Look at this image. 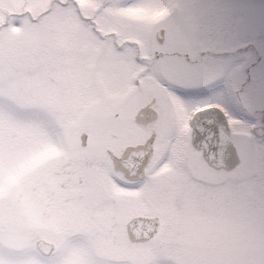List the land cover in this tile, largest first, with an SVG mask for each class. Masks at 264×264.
Segmentation results:
<instances>
[{
	"label": "snow or ice",
	"instance_id": "obj_1",
	"mask_svg": "<svg viewBox=\"0 0 264 264\" xmlns=\"http://www.w3.org/2000/svg\"><path fill=\"white\" fill-rule=\"evenodd\" d=\"M165 4L168 15L158 21L107 15ZM179 7L177 0H96L89 11L76 0H47L46 11L11 12L0 24V39L7 42L9 28H22L29 47L62 21L96 41L97 27L113 25L142 45L112 37V53L134 69L120 85L132 94L126 105L97 91L75 49H34L40 70L73 90L82 154L74 169L90 225L80 246L88 264H264V148L253 145L249 127L219 102H186L170 90L202 82L167 55L180 46L171 29L162 28ZM158 53L166 55L158 59ZM217 113L226 127H217ZM230 142L240 164L229 172ZM98 239L110 243L97 251Z\"/></svg>",
	"mask_w": 264,
	"mask_h": 264
},
{
	"label": "rangeland",
	"instance_id": "obj_2",
	"mask_svg": "<svg viewBox=\"0 0 264 264\" xmlns=\"http://www.w3.org/2000/svg\"><path fill=\"white\" fill-rule=\"evenodd\" d=\"M76 3L81 10L96 7V0ZM177 3L180 7L164 22L162 33L170 28L180 46L175 52L190 53L197 62L167 55L202 82L195 87L172 85L170 90L186 102H219L233 119L249 127L253 145L264 148V138L251 133L258 121L250 111L252 104L264 108V0ZM46 9L47 0H0V24L11 12L39 14ZM137 9L141 8L112 9L107 15L140 20L134 15ZM96 31L101 41L83 33L79 25L62 21L31 47L23 43L22 28H9L7 42L0 39V264H88L80 246V236L90 225L78 187L82 181L74 169L82 154L77 151L80 122L73 116V90L59 76L40 70L34 49H75L92 71L97 91L126 105L132 94L120 85L134 69L112 53V37L118 44L142 45L113 25ZM206 50L210 52L201 56ZM221 52L228 54L218 57ZM38 238L55 243L51 256L36 251ZM109 243L98 239L97 251Z\"/></svg>",
	"mask_w": 264,
	"mask_h": 264
},
{
	"label": "water",
	"instance_id": "obj_3",
	"mask_svg": "<svg viewBox=\"0 0 264 264\" xmlns=\"http://www.w3.org/2000/svg\"><path fill=\"white\" fill-rule=\"evenodd\" d=\"M215 122L217 123V127H226V124L224 123L223 118L220 114H216ZM262 132L263 131H261L260 129L255 130V133L257 136H261ZM236 162H237L236 151L230 142L226 149V153L224 157V167L226 169H229L233 167ZM35 246L44 255H49L54 250V244L46 242L43 239L37 240L35 243Z\"/></svg>",
	"mask_w": 264,
	"mask_h": 264
},
{
	"label": "clouds",
	"instance_id": "obj_4",
	"mask_svg": "<svg viewBox=\"0 0 264 264\" xmlns=\"http://www.w3.org/2000/svg\"><path fill=\"white\" fill-rule=\"evenodd\" d=\"M169 12V7L167 4L161 7L152 8V9H137L134 15L140 20H147V21H158L162 18L166 17Z\"/></svg>",
	"mask_w": 264,
	"mask_h": 264
},
{
	"label": "flooded vegetation",
	"instance_id": "obj_5",
	"mask_svg": "<svg viewBox=\"0 0 264 264\" xmlns=\"http://www.w3.org/2000/svg\"><path fill=\"white\" fill-rule=\"evenodd\" d=\"M172 53H174L175 55H177V56H181V55H183L186 59H187V61H190L191 62V64H193L194 63V61L195 62H197V60L196 59H194V61L192 60V59H190V53H187V52H184V53H177V52H170V53H167V54H172ZM162 54H165V53H158L157 54V56L158 55H162ZM255 112L256 113H259L258 114V116H259V120L260 121H262V122H264V108H260V109H255Z\"/></svg>",
	"mask_w": 264,
	"mask_h": 264
}]
</instances>
